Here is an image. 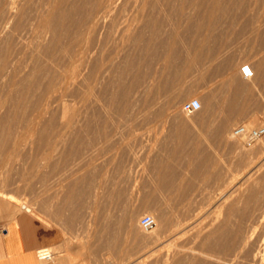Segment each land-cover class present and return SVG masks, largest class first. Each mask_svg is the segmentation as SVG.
Masks as SVG:
<instances>
[{"label": "rangeland", "instance_id": "rangeland-1", "mask_svg": "<svg viewBox=\"0 0 264 264\" xmlns=\"http://www.w3.org/2000/svg\"><path fill=\"white\" fill-rule=\"evenodd\" d=\"M14 1L0 0V47H3L0 48V223L15 215L26 216L31 226L43 232L40 237L47 246L39 250L40 255H51V259L65 255L73 259L74 264H214V261L217 264L218 255H224L214 250L213 254H216L212 255V251L204 249L206 243L202 237L189 242L186 234L180 238L182 241H172L169 235L171 228L163 223L182 212L187 215L189 213V217H198L196 232L202 228L205 232L216 228L217 221L227 213L233 201L231 198L237 195L233 198L235 200L239 197L228 184L230 179L239 178L248 164L255 160L258 163L263 155L264 136L246 146L243 139L235 137L232 131L238 125L247 129L264 125V0H141V3L137 0L138 8L136 5L129 6L128 0H105L103 5V0H17L15 7L18 6V10L16 8L14 15L9 17L6 11ZM83 1L93 2V5L89 2L84 5ZM120 2L124 3H121L123 6H120ZM106 5H117L120 10L117 8L119 13L113 10L111 16L116 18L112 16L109 23L104 24L101 16H104ZM100 8L104 11L101 12ZM75 10L80 13L76 15ZM85 10L88 16L84 14ZM59 11L62 14L66 12L63 16ZM69 11L67 22L64 17H67ZM51 16H59L56 17L58 23L55 26L59 25L54 29L57 31L53 30L54 33L43 29V20ZM111 19L118 22H112ZM123 19L124 22H121ZM125 21L128 24L123 34L113 31L121 23L125 24ZM100 22L103 26L99 25ZM10 24L13 26L10 27ZM62 26L64 29H61ZM81 29H84L83 34L81 32L78 35L77 30ZM34 33L36 38H33L36 36ZM96 33L100 35L96 36ZM50 36L51 39L48 38ZM76 40L80 41L77 43ZM22 44L28 45V49H23ZM33 44H36V48L32 47ZM48 44H52L51 50L46 48L50 47ZM82 46L86 47L83 49ZM43 50L45 53H42ZM55 50H60L61 54ZM170 50L174 51V54L171 53L173 55ZM27 53L31 55L28 57ZM64 63L67 64L66 68ZM242 63L254 67L252 78L243 79L239 76L238 67ZM94 65H97L96 69ZM99 77L104 79L100 81ZM70 81L74 85L68 86ZM121 86L127 91L125 94H122ZM112 88L115 89L111 91ZM77 90H82L81 95ZM58 94L60 99L56 103L51 98ZM235 97L237 100L232 99ZM190 98H197L202 109L186 116L180 110V104ZM177 101L178 114L173 115L172 110ZM158 103L162 110L157 107ZM64 104L67 109H73L75 114L82 111L80 118L71 124L64 123L60 119L61 106ZM221 126L226 128L220 136L217 132ZM174 147L182 150L180 158L175 160L169 157ZM254 156L257 159L252 160ZM165 163L171 164L174 173L169 172L170 177L166 174L162 178ZM180 209L183 211L180 212ZM142 215H149L154 220L152 227L146 231L138 226V219ZM159 215L166 218L162 221ZM149 232L156 236L154 243L148 241ZM189 247L196 250H192L193 254L187 257L182 254V250ZM194 253L196 255L192 256ZM243 260L244 263L248 262Z\"/></svg>", "mask_w": 264, "mask_h": 264}, {"label": "bare ground", "instance_id": "bare-ground-1", "mask_svg": "<svg viewBox=\"0 0 264 264\" xmlns=\"http://www.w3.org/2000/svg\"><path fill=\"white\" fill-rule=\"evenodd\" d=\"M3 1V0H2ZM6 1V0H5ZM19 1V0H18ZM25 1V0H24ZM59 1V0H58ZM77 1H79V0H77ZM87 1V0H86ZM92 1V0H91ZM105 0H103V3H102V5L105 3L104 2ZM113 1V0H112ZM140 1V2H139ZM151 1V0H150ZM165 1V0H164ZM163 1V2H164ZM175 1V0H174ZM182 1V0H181ZM212 1V0H211ZM10 2H11V0H10ZM9 2V3H10ZM17 2V0L16 1H14V2H12L11 3V6L7 9V15L10 17V16H12V15H14V13H15V11H17L18 10V6L17 7H15L16 6V3ZM20 2H21V0H20ZM82 2V1H81ZM89 3H90V1H88ZM88 2H85L84 3V1H83V3H84V5L86 4L87 5V3ZM95 2H97V1H95ZM101 2V1H100ZM138 2L139 3H141V0H138ZM138 2H137V0H128V2L127 3H129L130 5L129 6H131V7H133V6H135L136 4L139 6V4H138ZM157 2V1H156ZM161 2V1H160ZM176 2V1H175ZM180 2V1H179ZM215 2V1H214ZM7 3V2H6ZM9 3H8V6H9ZM19 3V2H18ZM50 3H52L51 1H50ZM109 3V2H108ZM117 3V2H116ZM121 3L122 2H120V6H123V5H121ZM153 3V2H152ZM158 3H159V1H158ZM40 4V3H39ZM60 5H61V3H59ZM82 4V3H81ZM91 4V3H90ZM96 4V3H95ZM106 4H107V2H106ZM119 4V3H118ZM117 4V5H118ZM122 4H124V3H122ZM142 4H143V1H142ZM141 4V5H142ZM154 4H155V2H154ZM177 4V3H176ZM185 4H186V2H185ZM238 4V3H237ZM244 4V3H243ZM2 5V4H1ZM25 5H27V4H25ZM24 5V6H25ZM68 5H70V4H68ZM83 5V4H82ZM91 5H93V2H92V4ZM112 6V5H106L105 6V11H104V9L101 11V8H100V11L101 12H103L104 11V16H101V20H102V23H109V20H110V17H115L114 15H112L111 16V14H112V12H113V10H116L117 11V13H119V8H118V6ZM128 5V4H127ZM137 5L135 6L136 8H138L137 7ZM145 5V4H144ZM150 5V4H149ZM157 5V4H156ZM222 5V4H221ZM220 5V6H221ZM58 6V5H57ZM63 6V5H62ZM80 6V5H79ZM79 6H77V8L79 7ZM99 6H100V4H99ZM151 6V5H150ZM50 7H51V5H50ZM60 7V6H59ZM64 8H65V6H63ZM70 7V6H69ZM69 7H67V8H69ZM75 7V6H74ZM85 7V6H84ZM98 7V6H97ZM103 7V6H102ZM128 7V6H127ZM130 7V8H131ZM141 7H143V6H141ZM145 7V6H144ZM148 7V6H147ZM159 7V6H158ZM164 7V6H163ZM179 7V6H178ZM17 8V10H15ZM66 8V9H67ZM71 8L72 7H70L69 8V10H71ZM80 8V7H79ZM96 8V7H95ZM117 8L119 9V10H117ZM125 8V7H124ZM135 8V9H136ZM140 8V7H139ZM153 8H155V7H153ZM172 8V7H171ZM176 8V7H175ZM241 8V7H240ZM38 9V7L36 8V10ZM43 9V8H42ZM48 9H50V8H48ZM47 9V10H48ZM63 9V8H62ZM74 9V8H73ZM134 9V8H133ZM142 9V8H141ZM162 8H160V10H161ZM178 9V8H177ZM39 10H41V8L39 9ZM38 10V11H39ZM59 10H61L60 8H59ZM64 10V9H63ZM80 10H82V8L80 9ZM89 10V9H88ZM142 10H144V9H142ZM154 11H156V8L155 9H153ZM158 10H159V8H158ZM158 10H157V12H158ZM24 11V10H23ZM55 11H56V9H55ZM62 11V10H61ZM76 11V10H75ZM83 11V10H82ZM86 11V10H85ZM99 11V12H100ZM130 11H131V9H130ZM148 11V10H147ZM151 11V10H150ZM168 11V10H167ZM171 11H173V8H172V10ZM170 11V12H171ZM175 11V10H174ZM219 11V10H218ZM224 11V10H223ZM5 11H4V14L6 13ZM27 12H29V11H27ZM48 12V11H47ZM60 12V11H59ZM66 12V11H65ZM65 12H63V14L65 13ZM77 12V14L76 15H78L79 13H80V11L78 10V11H76ZM93 12V13H92ZM91 13L92 14H94V11H92ZM98 12V11H97ZM121 12V11H120ZM124 13L126 12V10L125 11H123ZM128 12V11H127ZM135 12V11H134ZM140 12V11H139ZM169 12V13H170ZM176 12H177V10H176ZM182 12V11H181ZM212 12H213V10H212ZM20 13V12H19ZM30 13V12H29ZM28 13V14H29ZM39 13H40V11H39ZM44 13V12H43ZM61 13V12H60ZM88 12L86 11V13L84 12V14L85 15H87L88 16V14H87ZM115 13V12H114ZM130 13H132V12H130ZM138 12H136V14H137ZM141 13V12H140ZM139 13V14H140ZM147 13V12H146ZM159 13V12H158ZM167 13V12H166ZM171 13H173V12H171ZM178 13H179V11H178ZM226 13V12H225ZM33 14V13H32ZM31 14V15H32ZM50 14V13H49ZM49 14H48V16H49ZM54 14V13H53ZM52 14V15H53ZM62 13H61V15H63ZM69 14H70V11H69V13H68V15H67V13H66V15H67V17H64V18H66V19H64V20H68L67 18L69 17ZM83 14V13H82ZM89 14H90V12H89ZM96 14V13H95ZM99 14V13H98ZM101 14V13H100ZM128 14H129V12H128ZM144 14V13H143ZM150 14V13H149ZM148 14V15H149ZM152 14H154V12L152 13ZM155 14H156V12H155ZM3 15V14H2ZM23 15V14H22ZM30 15V14H29ZM47 15V14H46ZM55 15V14H54ZM65 15V16H66ZM72 15H75V14H72ZM85 15H83V16H85ZM116 15V14H115ZM170 15V14H169ZM207 15V14H206ZM211 15V14H210ZM213 15V14H212ZM16 16H17V14H16ZM64 16V15H63ZM82 16V15H81ZM90 16V15H89ZM97 16V19H98V15H96ZM100 16V15H99ZM118 16V15H117ZM135 16V15H134ZM145 16V15H144ZM149 16H151V15H149ZM167 16V15H166ZM177 16V15H176ZM217 16V15H216ZM8 17V18H9ZM23 17H25L24 15H23ZM46 17V16H45ZM57 17V16H56ZM55 17V18H56ZM123 17V16H122ZM121 17V18H122ZM155 17V16H154ZM161 17V16H160ZM181 17V16H180ZM180 17H179V19H180ZM14 18H15V16H14ZM13 18V19H14ZM17 18V17H16ZM15 18V19H16ZM26 18V17H25ZM39 18V17H38ZM53 16H51L50 18H45L44 20H43V29L45 30V29H47L49 32H53V30L56 28V27H58V25L57 26H55V24L56 23H58V22H56L57 21V18H59V16L55 19ZM70 18H72V17H70ZM85 18V17H84ZM100 18V17H99ZM116 18V17H115ZM125 18V17H124ZM131 18H133L132 16H131ZM145 18V17H144ZM151 18V17H150ZM176 18V17H175ZM11 19V18H10ZM12 19V20H13ZM32 19V18H31ZM31 19H29V20H31ZM81 19V18H80ZM96 19V20H97ZM136 19V18H135ZM163 19V18H162ZM174 19V18H173ZM6 20V19H5ZM8 20V19H7ZM77 20H79V18H77ZM90 20V19H89ZM115 20V19H114ZM127 20H128V18H127ZM134 20V19H133ZM141 21L143 20V19H140ZM147 20V19H146ZM152 20V19H151ZM155 20V19H154ZM156 20H157V18H156ZM160 20V19H159ZM158 20V21H159ZM22 21H24V19L22 20ZM27 21V20H26ZM33 21H34V19H33ZM59 21V20H58ZM65 21V22H66ZM72 20H69V22H71ZM111 21H112V19H111ZM110 21V22H111ZM118 21H120V18H119V20ZM117 21V22H118ZM131 21V20H130ZM134 21H136V20H134ZM133 21V22H134ZM161 21V20H160ZM166 21V20H165ZM28 22V21H27ZM27 22H26V24H27ZM41 22V21H40ZM61 21H59V23H60ZM68 22V21H67ZM75 22V21H74ZM78 21H76V23H77ZM79 22H81V21H79ZM84 22V21H83ZM82 22V23H83ZM86 22V21H85ZM112 22H116V20L115 21H112ZM116 22V23H117ZM121 22H124V19H123V21H121ZM132 22V21H131ZM148 22V21H147ZM150 22V21H149ZM1 23V22H0ZM72 23H73V21H72ZM72 23L70 24V25H72ZM87 23V22H86ZM85 23V24H86ZM89 23V22H88ZM101 23V22H100ZM99 24L100 26H103V24ZM126 21H125V24L124 23H121L119 26H117V28H115V29H117V30H113V31H118L119 33V35H120V33L121 34H123L124 32H125V30H126ZM152 23V22H151ZM155 23V22H154ZM30 24V23H29ZM61 24V23H60ZM68 24V23H67ZM81 24V23H80ZM84 24V26H86ZM90 24V23H89ZM92 24V23H91ZM128 24V23H127ZM141 24H144V23H141ZM32 25V24H31ZM63 25V24H62ZM77 25V24H76ZM93 25V24H92ZM91 25V26H92ZM98 25V26H99ZM112 25V24H111ZM130 25V24H129ZM149 25H151V24H149ZM13 26V25H12ZM11 26V24H10V27H12ZM27 26V25H26ZM63 26H65L66 27V25H63ZM63 26H62V28L61 29H64L63 28ZM68 26V25H67ZM80 25H78V28L80 29V27H79ZM96 25H94V27H95ZM99 26V27H100ZM131 26V25H130ZM141 26V25H140ZM147 26V25H146ZM152 26V25H151ZM151 26H149V27H151ZM34 27V26H33ZM32 27V28H33ZM41 27V26H40ZM61 27V26H60ZM69 27V26H68ZM88 27V26H87ZM105 27V26H104ZM155 27V26H154ZM159 27V26H158ZM18 28V27H17ZM82 28H84V27H82ZM98 28V27H97ZM109 28H111L110 26H109ZM114 28V27H113ZM133 28V27H132ZM138 28V27H137ZM160 28V27H159ZM1 29V28H0ZM5 29V28H4ZM11 29V28H10ZM19 29V28H18ZM28 29V28H27ZM43 29H42V31H43ZM70 29H72V28H70ZM86 29V28H85ZM99 29V28H98ZM108 29V28H107ZM112 29V28H111ZM150 29H152V27L150 28ZM12 30H14V29H12ZM69 30V29H68ZM84 30V29H83ZM82 29L81 30H77L78 32V35H79V33L81 34V32L83 31ZM106 30V28L104 29V31ZM130 30H131V28H130ZM133 30V29H132ZM132 30H131V32H132ZM137 30V29H136ZM155 30V29H154ZM5 31V30H4ZM3 31V32H4ZM27 31H29V30H27ZM40 31V30H39ZM38 31V32H39ZM46 31V30H45ZM54 31H57V29L56 30H54ZM80 31V32H79ZM100 32H101V28H100V30H99ZM103 31V32H104ZM109 31V30H108ZM157 31V30H156ZM156 31H154V33L155 34H157L156 33ZM162 31V30H161ZM2 32V31H1ZM32 32V31H31ZM35 32V31H34ZM48 32V33H49ZM51 32V33H52ZM61 32H63V31H61ZM71 32V31H70ZM69 32V33H70ZM85 32H86V30H85ZM90 32H92V31H90ZM130 32V31H129ZM135 32V31H134ZM8 33V32H7ZM36 33V32H35ZM34 33V34H35ZM40 33L42 34V32L40 31ZM39 33V34H40ZM46 33V32H45ZM54 33V32H53ZM57 33V32H56ZM55 33V34H56ZM68 33V34H69ZM109 33H110V31H109ZM115 33V32H114ZM114 33H112V34H114ZM141 33V32H140ZM145 33V32H144ZM151 33V32H150ZM38 34V33H37ZM82 34H83V32H82ZM87 34V33H86ZM89 34V33H88ZM99 34V33H98ZM97 33H96V36L98 35ZM102 34V33H101ZM105 34H107V33H105ZM132 34H133V32H132ZM131 34V35H132ZM135 34H137V33H135ZM143 34V33H142ZM148 34V33H147ZM4 35V34H3ZM6 35V34H5ZM26 35H27V33H26ZM36 35V34H35ZM35 35H33V36H35ZM47 35V34H46ZM90 35H91V33H90ZM100 35V34H99ZM128 35V34H127ZM145 35V34H144ZM144 35H143V37H144ZM149 35V34H148ZM151 35V34H150ZM152 35H154L153 33H152ZM157 35H159V34H157ZM41 36V35H40ZM66 36V35H65ZM81 36V35H80ZM79 36V37H80ZM103 36H104V34H103ZM103 36H102V38H103ZM124 36V35H123ZM141 36V35H140ZM154 36H156V35H154ZM160 36V35H159ZM7 37V36H6ZM9 37H11V36H9ZM18 37V36H17ZM37 37V35L35 36V37H33V38H36ZM39 37V36H38ZM71 37V36H70ZM83 37H84V35H83ZM82 37V38H83ZM86 37V36H85ZM105 37H107V36H105ZM116 37H117V34H116ZM131 37V36H130ZM147 37H150V36H147ZM153 37V36H152ZM44 38V37H43ZM48 38H50L51 39V36L50 37H48ZM47 38V39H48ZM59 38V37H58ZM90 38V37H89ZM98 38V37H97ZM101 38V37H100ZM101 38V39H102ZM114 38V37H113ZM124 38V37H123ZM154 38H156V37H154ZM159 37L157 36V39H158ZM40 39V38H39ZM56 39V38H55ZM75 39V38H74ZM78 39V38H77ZM81 41H82V39L81 38H79ZM84 39V38H83ZM92 39V38H91ZM91 39H90V41H91ZM94 39H95V37H94ZM3 40V39H2ZM18 40V39H17ZM26 40H28V39H26ZM25 40V41H26ZM42 40V39H41ZM60 40V39H59ZM64 40V39H63ZM79 40V41H80ZM86 40V39H85ZM106 40V39H105ZM124 40V39H123ZM179 40V39H178ZM10 41V40H9ZM8 41V42H9ZM37 41V40H36ZM36 41H35V43H36ZM50 41V40H49ZM62 41V40H61ZM75 41V40H74ZM78 40H76V42H77ZM78 41V42H79ZM103 41H104V38H103ZM131 40H129V42H130ZM177 43L179 42V41H177V40H175ZM6 42V41H5ZM30 42V41H29ZM42 42V41H41ZM56 42V41H55ZM77 42V43H78ZM15 43V42H14ZM22 42H20V44H21ZM24 43V42H23ZM28 43V42H27ZM54 43V42H53ZM59 43V42H58ZM58 43H56V44H58ZM61 43V42H60ZM109 43V42H108ZM114 43V42H113ZM30 44V43H29ZM50 44V43H49ZM48 44V45H49ZM80 44V43H79ZM81 44H82V42H81ZM84 44V43H83ZM85 44H86V42H85ZM103 44V43H102ZM112 44V43H111ZM115 44V43H114ZM173 44V43H172ZM176 44V43H175ZM18 45V44H17ZM34 45V44H33ZM32 45V47L34 48L35 46H36V44L33 46ZM39 45V44H38ZM68 45H70V44H68ZM94 45V44H93ZM31 46V45H30ZM29 46V47H30ZM43 46H44V44H43ZM50 46V45H49ZM57 46V45H56ZM59 46V45H58ZM57 46V47H58ZM63 46V45H62ZM65 46V45H64ZM67 46V45H66ZM125 46V45H124ZM172 46V45H171ZM21 47L24 49V48H26V49H28L27 47H28V45H25V44H22L21 45ZM51 47H52V44H51V46L50 47H48V46H46V48H48V49H50L51 50ZM71 47V46H70ZM83 47V46H82ZM86 47V46H85ZM85 47H83V49L85 48ZM112 47H114V45L112 46ZM170 47V46H169ZM173 47V46H172ZM1 49L3 48V47H0ZM7 48V47H6ZM36 48V47H35ZM37 48H38V46H37ZM41 48V47H40ZM79 48V47H78ZM96 48V47H95ZM111 48V47H110ZM0 49V50H1ZM4 49H5V47H4ZM23 49H22V51H23ZM43 49V48H42ZM47 49V50H48ZM89 49V48H88ZM104 49V48H103ZM106 49V48H105ZM122 49H123V47H122ZM121 49V50H122ZM169 49V48H168ZM38 50V49H37ZM67 50V49H66ZM75 50V49H74ZM92 50V49H91ZM102 50V49H101ZM108 50V49H107ZM178 50V49H177ZM177 50H175V52L177 51ZM196 50V49H195ZM16 51H18V49L16 50ZM29 51V50H28ZM39 51V50H38ZM49 51V50H48ZM53 51V50H52ZM56 52L58 51V50H55ZM60 51V50H59ZM59 51H58V53H59ZM84 51V50H83ZM95 51V50H94ZM97 51H98V49H97ZM96 51V52H97ZM106 51V50H105ZM109 51V50H108ZM107 51V52H108ZM116 51V50H115ZM144 51H145V48H144ZM173 51V50H172ZM30 52V51H29ZM32 52H34V51H32ZM36 52V51H35ZM40 52V51H39ZM47 52V51H46ZM51 52V51H50ZM49 52V53H50ZM55 52V53H56ZM64 52H66V51H64ZM76 52H77V50H76ZM79 52V51H78ZM82 52V51H81ZM86 52H87V50H86ZM86 52H85V54H86ZM99 52V51H98ZM114 52V51H113ZM112 52V53H113ZM120 52V51H119ZM206 52V51H205ZM2 53H3V50H2ZM10 53V52H9ZM42 53H45V51L43 50L42 51ZM58 53H56V54H58ZM72 54H73V52H71ZM100 53V52H99ZM171 53H173L174 54V51L173 52H171V50H170V54ZM207 53V52H206ZM52 54H54V53H52ZM60 54H61V51H60ZM69 54H70V50H69ZM77 54V53H76ZM81 54V53H80ZM84 54V55H85ZM87 54H90V53H88L87 52ZM92 54V53H91ZM109 54H111V53H109ZM126 54V53H125ZM173 54H171V55H173ZM203 54V53H202ZM6 55H7V53H6ZM5 55V56H6ZM23 55V54H22ZM27 55H28V57L31 55V54H28L27 53ZM39 55V54H38ZM44 55V54H43ZM48 56H49V54H47ZM51 55V54H50ZM59 55V54H58ZM83 55V54H82ZM92 55H94V54H92ZM104 55V54H103ZM107 55V54H106ZM116 55V54H115ZM170 55V56H171ZM11 56V55H10ZM14 56V55H13ZM24 56H25V54H24ZM69 56V55H68ZM76 56V55H75ZM88 56V55H87ZM174 56H177V55H174ZM173 56V57H174ZM18 57V56H17ZM43 57V56H42ZM51 57V56H50ZM53 57V56H52ZM61 57V56H60ZM71 57V56H70ZM73 57V56H72ZM77 57H78V55H77ZM76 57V58H77ZM89 57V56H88ZM94 57V56H93ZM95 57H97V56H95ZM102 57V56H101ZM104 57H105V55H104ZM108 57V56H107ZM116 57V56H115ZM167 57H169V55H167ZM204 57V56H203ZM6 58V57H5ZM48 58V57H47ZM59 58V57H58ZM63 58H65V57H63ZM75 58V57H74ZM75 58V59H76ZM90 58V57H89ZM112 58H114V57H112ZM119 58V57H118ZM172 60H173V58L172 57H170ZM1 59H3V56H2V58ZM24 59V58H23ZM40 59V58H39ZM52 59V58H51ZM65 59H67V57L65 58ZM77 59H79V60H81L80 58H77ZM93 59H95V58H93ZM92 59V60H93ZM98 59V58H97ZM116 59V58H115ZM166 59V58H165ZM165 59H164V61H165ZM5 60V59H4ZM13 60V59H12ZM25 60V59H24ZM23 60V61H24ZM35 60V59H34ZM46 60H48V59H46ZM53 60H54V58H53ZM52 60V61H53ZM100 60V59H99ZM114 60V59H113ZM117 60V59H116ZM147 60V59H146ZM145 60V61H146ZM167 60H170V59H167ZM11 61V60H10ZM28 61V60H27ZM32 61V60H31ZM30 61V62H31ZM36 61V60H35ZM43 61H44V59H43ZM58 60H57V58H56V61L55 62H57ZM63 61V60H62ZM70 61V60H69ZM76 61V60H75ZM83 62H84V60H82ZM81 61V62H82ZM119 61V60H118ZM141 61H142V59H141ZM144 61V60H143ZM171 61V60H170ZM12 62V61H11ZM42 62V61H41ZM61 61H59V63H60ZM80 62V61H79ZM78 62V63H79ZM80 62V63H81ZM91 62H93V61H91ZM97 62V61H96ZM104 62V61H103ZM148 62V61H147ZM146 62V63H147ZM151 62V61H150ZM34 63V62H33ZM48 63V62H47ZM51 63V62H50ZM94 63V62H93ZM93 63H92V65H93ZM130 63H132V62H130ZM141 63H143V62H141ZM56 64V63H55ZM63 64V63H62ZM75 64L77 65V63L75 62ZM95 64V63H94ZM100 64V63H99ZM115 64H117V63H115ZM121 64V63H120ZM126 64V63H125ZM164 64H166V62H164ZM167 64H169V61H168V63ZM166 64V65H167ZM47 65V64H46ZM50 65V64H49ZM64 65H65V63H64ZM70 65V64H69ZM84 65H86V64H84ZM135 65V64H134ZM133 64H132V66H134ZM175 65V64H174ZM250 65V64H249ZM44 66H45V64H44ZM66 66H67V64L65 65V68H66ZM72 66V65H71ZM73 66H74V64H73ZM89 66V65H88ZM104 66V65H103ZM120 66V65H119ZM127 66H128V64H127ZM251 66V65H250ZM8 67V66H7ZM19 66H17V69H19L18 68ZM27 67V66H26ZM75 67V66H74ZM74 67H73V69H74ZM94 67H95V65H94ZM107 67H109V66H107ZM160 67V66H159ZM20 68H21V66H20ZM30 68V67H29ZM41 68H42V66H41ZM64 68V67H63ZM68 68V67H67ZM70 68V67H69ZM72 68V67H71ZM80 68V67H79ZM85 68V67H84ZM88 68V67H87ZM97 68V65H96V67H95V69ZM103 68V67H102ZM106 68V67H105ZM111 68V67H110ZM136 68V67H135ZM134 68V69H135ZM138 68V67H137ZM251 68H252V70H253V76H254V73H255V70L253 69L254 67H252L251 66ZM2 69H3V67H2ZM5 69H7L8 70V68H5ZM14 69V68H13ZM35 69V68H34ZM52 69V68H51ZM50 69V70H51ZM55 69V68H54ZM61 69H62V67H61ZM60 69V70H61ZM75 69H77V68H75ZM83 69V68H82ZM93 69V68H92ZM129 69H130V65H129ZM129 69H127L128 71H130ZM1 70V69H0ZM36 70V69H35ZM49 70V68L47 69V71ZM58 70V69H57ZM90 70V69H89ZM88 70V71H89ZM104 70V69H103ZM109 70V69H108ZM117 70V69H116ZM120 70V69H119ZM118 70V71H119ZM16 71H18V70H16ZM20 71V70H19ZM67 71V70H66ZM71 71V70H70ZM76 70H72V72H75ZM87 71V70H86ZM93 71V70H92ZM96 71V70H95ZM95 71H93V72H95ZM102 71V70H101ZM133 71H135V70H133ZM139 71V70H138ZM2 72V71H1ZM0 72V73H1ZM21 72H22V70H21ZM27 72V71H26ZM29 72V71H28ZM27 72V73H28ZM68 72V71H67ZM80 73H81V71H79ZM99 72V71H98ZM114 72V71H113ZM120 72H122V71H120ZM124 72V71H123ZM172 72V71H171ZM26 73V74H27ZM30 73V72H29ZM66 73V72H65ZM64 73V74H65ZM80 73H79V75H80ZM90 73H92L91 71H90ZM129 73V72H128ZM134 73V72H133ZM132 73V74H133ZM138 73V72H137ZM3 74H5V73H3ZM22 74H23V72H22ZM50 74V73H49ZM71 74V73H70ZM74 74V73H73ZM86 74H89L88 72L86 73ZM101 74H102V72H101ZM23 75H25V72H24V74ZM28 75V74H27ZM26 75V76H27ZM31 75V74H30ZM33 75V74H32ZM72 75V74H71ZM90 75V74H89ZM103 75V74H102ZM74 76V75H73ZM87 76V75H86ZM91 76H92V74H91ZM99 76H100V74H99ZM104 76V75H103ZM113 76H115V75H113ZM252 76V77H253ZM31 77V76H30ZM36 77V76H35ZM61 77V76H60ZM63 77V76H62ZM67 77V76H66ZM84 77V76H83ZM82 77V78H83ZM98 77V76H97ZM101 77V76H100ZM99 77V78H100ZM110 77V76H109ZM251 77V78H252ZM15 78V77H14ZM21 78V77H20ZM29 78V77H28ZM52 78V77H51ZM69 79H70V77H68ZM73 78V77H72ZM85 78V77H84ZM84 78H83V80H84ZM86 78H88V77H86ZM24 79V78H23ZM26 79V78H25ZM36 79V78H35ZM79 79V78H78ZM95 79V78H94ZM101 79V78H100ZM102 79H104V78H102ZM102 79L100 80V81H102ZM9 80V79H8ZM67 80V79H66ZM72 81H73V79H71ZM75 80V79H74ZM91 80V79H90ZM120 80H122V79H120ZM35 81V80H34ZM84 81H86V80H84ZM83 81V82H84ZM88 81V80H87ZM96 81V80H95ZM99 81V80H98ZM99 81V82H100ZM109 81V80H108ZM58 82V81H57ZM65 82V81H64ZM89 82V81H88ZM87 82V83H88ZM97 82V81H96ZM123 82V81H122ZM59 83V82H58ZM58 83L56 84V86L58 85ZM81 83V82H80ZM91 83V82H90ZM116 83V82H115ZM33 84H34V82H33ZM97 84H99L98 82H97ZM96 84V85H97ZM113 83H111V85H112ZM118 84H120V82L118 83ZM5 85V84H4ZM10 85V84H9ZM36 85V84H35ZM62 85V84H61ZM65 85H66V83L64 84V87H65ZM68 86H72V85H74V82H71L70 81V83L69 84H67ZM84 85H85V83H84ZM89 85V84H88ZM2 86H3V83H2ZM11 86V85H10ZM16 86V85H15ZM34 86V85H33ZM53 86V85H52ZM78 86V85H77ZM91 86V85H90ZM87 87V85L85 86V88ZM114 87H115V85H114ZM118 87H119V85H118ZM14 88V87H13ZM25 88V87H24ZM23 88V89H24ZM59 88V87H58ZM93 88H94V86H93ZM98 88V87H97ZM121 88L123 89V87L121 86ZM11 89V88H10ZM18 89V88H17ZM16 89V90H17ZM20 89V88H19ZM26 89H28V87L26 88ZM64 89V88H63ZM72 89V88H71ZM73 89H74V87H73ZM83 89V88H82ZM115 89V88H114ZM113 88H112V90L111 91H113L114 90ZM127 89V88H126ZM7 90V89H6ZM22 90V89H21ZM61 90V89H60ZM117 90V89H116ZM124 90V89H123ZM122 90V92H124V93H122L121 91H119V92H121L122 94H125V92H127V91H123ZM136 90V89H135ZM58 91V90H57ZM66 91V90H65ZM164 91H165V89H164ZM50 92H52V90L50 91ZM77 92H78V90H77ZM81 92H82V90H81ZM81 92H78V93H80V95H81ZM89 92V91H88ZM88 92H87V94H88ZM92 92V91H91ZM90 92V93H91ZM119 92H117V93H119ZM4 93V92H3ZM55 93V92H54ZM84 93H85V91H84ZM112 93V92H111ZM129 93V92H128ZM130 93H132V92H130ZM59 94H61V93H59ZM54 95L51 99H53V101H56V103L58 102L57 100H59L60 99V95ZM110 94V93H109ZM115 94V93H114ZM8 95V94H7ZM16 95V94H15ZM64 95V94H63ZM68 95H70V94H68ZM79 95V96H80ZM130 95V94H129ZM132 95V94H131ZM6 96V95H5ZM48 96H49V93H48ZM71 96V95H70ZM78 96V95H77ZM82 96H83V94H82ZM85 96V95H84ZM109 96V95H108ZM107 96V97H108ZM110 96H111V94H110ZM113 96V95H112ZM172 96V95H171ZM50 97V96H49ZM62 97V96H61ZM74 97V96H73ZM86 97V96H85ZM124 98L126 97V96H123ZM64 98V97H63ZM80 98H81V96H80ZM128 98H130V97H128ZM128 98H126L127 100H129ZM77 99V98H76ZM82 99V98H81ZM80 99V100H81ZM123 99V98H122ZM86 100V99H85ZM89 100V99H88ZM113 100V99H112ZM184 100V99H183ZM13 101V100H12ZM48 101V100H47ZM70 101V100H69ZM118 101V100H117ZM130 101V100H129ZM181 101V100H180ZM65 102V101H64ZM123 102V101H122ZM132 102V101H131ZM52 103V102H51ZM55 103V102H54ZM53 103V104H54ZM84 103V102H83ZM82 103V104H83ZM109 103H110V101H109ZM113 102H111V104H112ZM118 103V102H117ZM119 103H121V102H119ZM149 103V102H148ZM175 103H177V105L175 106V108L172 110V114L173 115H177L178 114V110H177V107H178V104H179V102L177 101V102H175ZM200 103V102H199ZM226 103V102H225ZM59 104V103H58ZM128 104V103H127ZM130 104V103H129ZM147 104V103H146ZM159 104V103H158ZM157 104V105H158ZM163 104V103H162ZM174 104V103H173ZM203 104V103H202ZM230 104V103H229ZM15 105V104H14ZM86 105V104H85ZM96 105V104H95ZM114 105V104H113ZM120 105V104H119ZM125 105V104H124ZM131 105H133V104H131ZM131 105H129V106H131ZM137 105H138V103H137ZM136 105V106H137ZM157 105H155V107L157 106ZM164 105V104H163ZM223 105H225V104H223ZM65 106H67V105H62L61 106V110H62V116H61V118L60 119H62V121L64 122V123H72L75 119H79L80 118V113L82 112H80L79 114H75V112H74V110L73 109H67ZM74 106V105H73ZM73 106H72V108H73ZM76 106V105H75ZM77 106H78V104H77ZM115 106V105H114ZM114 106H111V107H114ZM117 106H118V104H117ZM143 106H145V105H143ZM148 106H149V104H148ZM147 105H146V107H145V109H146V111H147V107H148ZM151 106V105H150ZM149 106V107H150ZM160 106V104L157 106V107H159ZM165 106H166V104H165ZM165 106H163V107H165ZM173 106V105H172ZM210 107L212 106V103H211V105H209ZM58 107V106H57ZM79 107V106H78ZM84 107H86V106H84ZM110 107V108H111ZM122 107V106H121ZM135 107V106H134ZM138 107V106H137ZM136 107V108H137ZM162 107V106H161ZM161 107H159L160 109H161ZM171 107V106H170ZM237 107V106H236ZM59 108V107H58ZM69 108H71L70 107V105H69ZM117 108V107H116ZM115 108V109H116ZM130 108V107H129ZM144 108V107H143ZM143 108H141V109H143ZM166 108V107H165ZM206 108V107H205ZM229 108V107H228ZM11 109V108H10ZM20 109V108H19ZM77 109V108H76ZM80 109V108H79ZM112 109V108H111ZM135 109V108H134ZM145 109L143 110V111H145ZM152 109V108H151ZM200 109H202V106H201V103H200V106H199V109L198 110H200ZM12 110V109H11ZM108 110V109H107ZM133 110V109H132ZM136 110V109H135ZM135 110H134V112H135ZM154 110V109H153ZM162 110V109H161ZM111 111V110H110ZM115 111H117V110H115ZM124 112H125V110H123ZM140 111V110H139ZM142 110H141V112H143ZM149 111V110H148ZM171 111V110H170ZM48 112V111H47ZM113 112V111H112ZM128 112V111H127ZM127 112H125V113H127ZM130 112V111H129ZM150 112V111H149ZM169 112V111H168ZM227 112V111H226ZM28 113V112H27ZM44 113H46V112H44ZM85 113H86V111H85ZM133 113V112H132ZM138 113H140V112H138ZM144 113V112H143ZM143 113H141V114H143ZM148 113V112H147ZM146 113V114H147ZM152 113H154V111H152ZM160 113V112H159ZM167 113V112H166ZM170 113V112H169ZM5 114V113H4ZM47 114V113H46ZM55 114V113H54ZM82 114V113H81ZM105 114H107V113H105ZM110 114H112V113H110ZM114 114V113H113ZM136 114V113H135ZM145 114V113H144ZM157 114V113H156ZM160 114H162V113H160ZM171 114V115H172ZM184 114H186V113H184ZM7 115V114H6ZM17 115V114H16ZM57 115V114H56ZM87 115V114H86ZM121 115V114H120ZM139 115V114H138ZM190 114H186V116H189ZM233 115V114H232ZM235 115V114H234ZM36 116H38V115H36ZM82 116H84V115H82ZM81 116V117H82ZM102 116V115H101ZM137 116V115H136ZM136 116H134V118H136ZM145 116V115H144ZM150 116V115H149ZM158 116H159V114H158ZM162 116V115H161ZM164 116V115H163ZM34 117V116H33ZM52 117V116H51ZM85 117V116H84ZM87 117H90V116H87ZM126 117V116H125ZM127 117H128V115H127ZM148 117V116H147ZM154 118H155V116H153ZM165 117V116H164ZM222 117V116H221ZM46 118H49V117H47L46 116ZM56 119L58 118L57 116L55 117ZM83 118V117H82ZM132 118V117H131ZM146 118V117H145ZM145 118H143L144 120H145ZM150 118V117H149ZM157 118V117H156ZM159 118H161L160 116H159ZM189 118V117H188ZM231 118H232V116H231ZM12 119V118H11ZM84 119V118H83ZM137 119V118H136ZM135 119V120H136ZM147 119V118H146ZM151 119H152V116H151ZM82 120V119H81ZM86 120H88V119H86ZM107 120V119H106ZM140 120V118H138V121ZM143 120V121H144ZM61 121V122H62ZM88 121H90V119L88 120ZM92 121V120H91ZM94 121V120H93ZM141 121H142V119H141ZM170 121V120H169ZM40 122V121H39ZM76 122V121H75ZM136 122H137V120H136ZM140 122V121H139ZM42 123V122H41ZM146 123V122H145ZM211 123V122H210ZM219 123V122H218ZM76 124V123H75ZM93 124V123H92ZM104 124V123H103ZM78 125V124H77ZM88 125V124H87ZM90 125V124H89ZM94 125V124H93ZM96 125V124H95ZM110 125V124H109ZM67 126H69V125H67ZM71 126V125H70ZM187 126V125H186ZM205 126H206V123H205ZM216 126V125H215ZM219 126V125H218ZM66 127V126H65ZM182 127V126H181ZM188 127V126H187ZM242 127H244V126H242ZM71 128V127H70ZM81 128V127H80ZM91 128V127H90ZM179 128V127H178ZM185 128V127H184ZM216 128H218V127H216ZM225 128H226V126H221L219 129H218V132L217 133H219V135L221 136L222 135V133L225 131ZM245 128V127H244ZM72 129V128H71ZM74 129V128H73ZM174 129V128H173ZM189 129V128H188ZM246 130H247V128H245ZM55 130V129H54ZM75 130V129H74ZM73 130V131H74ZM82 130H84V129H82ZM92 130V129H91ZM190 130V129H189ZM69 131V130H68ZM72 131V132H73ZM87 131V130H86ZM171 131V130H170ZM47 132V131H46ZM65 132V131H64ZM70 132V131H69ZM79 132H80V130H79ZM78 132V133H79ZM82 132V131H81ZM84 132V131H83ZM184 132H186V131H184ZM75 133V132H74ZM77 133V134H78ZM183 133V132H182ZM186 133H188V132H186ZM186 133H184L183 134V137H184V135L186 134ZM80 134V133H79ZM216 134V133H215ZM86 135V134H85ZM210 135V134H209ZM51 136V135H50ZM71 136V135H70ZM262 136H264V134L262 135ZM236 137V136H235ZM79 138V137H78ZM180 138V137H179ZM229 138V137H228ZM239 138V137H238ZM260 138V137H259ZM258 138V139H259ZM63 139V138H62ZM226 139V138H225ZM242 139V138H241ZM82 140H84L83 138H82ZM257 140V139H256ZM255 140V141H256ZM60 142V141H59ZM170 142V141H169ZM180 143V142H179ZM264 144V143H263ZM187 145V144H186ZM74 147V146H73ZM75 147H77V146H75ZM162 150V149H161ZM244 150V149H243ZM170 152V151H169ZM181 152H182V150H180L179 151V148H175L174 147V149L171 151V153H170V155H169V157L171 158V159H173V160H175V159H178V158H180V156H181ZM193 152V151H192ZM242 153V152H241ZM261 154H262V152H260ZM182 156H183V154H182ZM186 156V155H185ZM262 157H261V159H259V161H258V163H256V160H255V162H251L250 164H248L249 162H247V164H248V167H246L243 171H241L242 173L240 174V177L238 178V177H232V179H230V182L228 183L229 185H230V187L232 188V190H233V193L235 192V194H238L239 195V197L237 198V199H233V198H235V197H237V195L235 196V197H233V198H231L233 201L231 202V204L229 205V207H228V211H227V213H226V211H225V213L226 214H224V217H223V214L221 215L223 218L221 219V220H219V222L217 221V223H218V225H216V223H215V225H216V228H214L212 231L210 230L209 232L208 231H206L205 232V230L202 228V229H199V230H197V232L196 231H194L195 230V228H196V226H197V220H198V217H196V216H192V217H189L190 215H189V213H188V215L187 214H185V213H183V214H181L182 212L181 211H183V209H184V211H186L185 210V208H183L182 210L180 209V214L178 213V214H176L175 215V217H173V218H170V219H168L165 223H163V224H167V225H169V227L171 228V234H169V235H171V237H172V241H178L182 236H184V235H188V241L189 242H193V241H195L197 238L199 239V238H203V240L205 241V243H206V247H203L204 249L205 248H208V250L211 252L212 250H214L216 253H219V254H223L224 256L222 257V256H220V255H218V261H217V264H245V263H248V264H264V152H263V155H261ZM184 157V156H183ZM156 158V157H155ZM254 159H257V157L255 158V156H254V158H252V160H254ZM157 160V159H156ZM249 160H250V157H249ZM248 160V161H249ZM185 161V160H184ZM192 162V161H191ZM160 163V162H159ZM239 163V162H238ZM242 163V162H241ZM261 163V164H260ZM243 164V163H242ZM247 164H245V165H247ZM260 164V165H259ZM161 165V164H160ZM192 166V165H191ZM154 167V166H153ZM156 168V167H155ZM163 168H164V174H162L163 176H162V178H164V176L167 174H170L171 172H172V174L174 173L173 172V168H172V166H171V164H166L165 163V165L163 166ZM173 169V170H172ZM170 172V173H169ZM240 172V171H239ZM236 173V172H235ZM238 173V172H237ZM232 174V173H231ZM169 176V175H168ZM166 177V176H165ZM170 177V176H169ZM230 178V177H229ZM84 179V178H83ZM228 179V178H227ZM72 180H74V179H72ZM169 180V179H168ZM225 180V179H224ZM167 181V180H166ZM174 181V180H173ZM229 181V180H228ZM165 182V181H164ZM80 183V182H79ZM166 183H168L169 184V182H166ZM226 183H227V180H226ZM82 184V183H81ZM227 184V185H228ZM83 185V184H82ZM172 185V184H171ZM171 185H170V187H171ZM165 186L167 187V184H165ZM69 190V189H68ZM231 190V189H230ZM231 190V191H232ZM83 191H84V189H83ZM80 192V191H79ZM77 193V192H76ZM75 193V194H76ZM227 193V192H226ZM81 194V193H80ZM229 194H231L230 192H229ZM5 195V194H4ZM3 195V192H2V196H4ZM76 195H78V194H76ZM91 195V194H90ZM225 195V194H224ZM233 195V194H232ZM7 196V195H6ZM227 197V196H226ZM17 199V198H16ZM116 199V198H115ZM189 199V198H188ZM230 199V200H231ZM9 200H11V199H9ZM13 200H14V198H13ZM12 200V201H13ZM39 200V199H38ZM114 200V199H113ZM185 200V199H184ZM193 200V199H192ZM224 200V199H223ZM89 201V200H88ZM83 202V201H82ZM183 202V201H182ZM187 202V201H186ZM224 202V201H223ZM223 202H221V203H223ZM118 203V202H117ZM195 203V202H194ZM194 203H192V205L194 204ZM220 203V202H219ZM81 204V203H80ZM97 205V204H96ZM177 205V204H176ZM225 205V204H224ZM81 206V205H80ZM187 206H188V204H187ZM186 206V207H187ZM193 206H195V204L193 205ZM122 207V206H121ZM24 208H26V206H24ZM175 208V207H174ZM200 208V207H199ZM226 208H227V205H226ZM225 207H224V210H227ZM76 209V208H75ZM190 209H192V208H190ZM189 209V210H190ZM194 209V208H193ZM192 209V210H193ZM28 211H29V209H27ZM26 210V211H27ZM191 210V211H192ZM223 210V211H224ZM195 211V210H194ZM221 211V210H220ZM71 212V211H70ZM177 212H178V210H177ZM177 212H175V213H177ZM190 212V211H189ZM195 213H196V211H195ZM200 213V212H199ZM221 213V212H220ZM122 214V213H121ZM204 214V213H203ZM125 215V214H124ZM164 215V214H163ZM193 215H194V213H193ZM197 215V214H196ZM166 216V215H165ZM218 216V215H217ZM120 217V216H119ZM159 218H161V220L163 221V218L159 215L158 216ZM220 217V216H219ZM116 218V217H115ZM154 218V217H153ZM166 218V217H165ZM164 218V219H165ZM218 218V217H217ZM133 219V218H132ZM215 219H216V217H215ZM111 220H113V219H111ZM218 220V219H217ZM133 221V220H132ZM154 221V220H153ZM161 221V222H162ZM208 221V220H207ZM124 223H125V221H124ZM128 223V222H127ZM134 223V222H133ZM198 223H199V221H198ZM131 224V223H130ZM200 224V223H199ZM204 224V223H203ZM211 224H213V223H211ZM107 226V225H106ZM130 226H132V225H130ZM130 226H128V227H130ZM134 227V226H133ZM207 227H208V225H207ZM113 228V227H112ZM126 228H127V224H126ZM115 229V228H114ZM113 229V230H114ZM166 229H167V227H166ZM205 229H206V227H205ZM203 230V231H202ZM194 231V232H193ZM192 232L194 233V234H192ZM208 232V233H207ZM112 233V232H111ZM150 234H148V236L147 235H145V236H147V238H148V241H151L152 243H154L155 241H156V236L154 235V234H152L151 232H149ZM186 237V236H185ZM184 237V238H185ZM115 238V237H114ZM187 238V237H186ZM181 240V239H180ZM185 240V239H184ZM171 241V242H172ZM182 241V240H181ZM186 242H187V239L185 240ZM199 241V240H198ZM186 242H184V243H186ZM200 242V241H199ZM199 242H197V243H199ZM179 243H180V241H179ZM182 243V242H181ZM200 243H202V241L200 242ZM151 244V243H150ZM201 245V244H200ZM204 246V245H203ZM182 248V247H181ZM184 248V247H183ZM186 248V247H185ZM201 248V247H200ZM192 250H194V249H192V248H188V249H185V250H182L183 251V253L182 254H184V255H186L187 257H190L191 256V254H193V252H192ZM196 250V249H195ZM194 250V251H195ZM202 250V249H201ZM179 251V250H178ZM178 251H176V252H178ZM39 252V251H38ZM198 252V251H197ZM201 252V251H200ZM199 252V253H200ZM205 251H203L202 253H204ZM178 253H181V252H178ZM201 253V254H202ZM216 253H214V254H216ZM40 254V253H39ZM213 254V251H212V255H214ZM176 255V254H175ZM190 255V256H189ZM196 255V253H194V255H192V256H195ZM200 255V254H199ZM204 255V254H203ZM207 255V258H208V254H206ZM205 255V256H206ZM211 255V254H210ZM44 256H46V255H44ZM50 256V255H49ZM205 256L203 257V258H205ZM173 257H175L174 255H173ZM181 257V256H180ZM184 258H185V256H183ZM201 257V256H200ZM212 257V256H211ZM196 258V257H195ZM210 258V257H209ZM215 258H216V256H215ZM171 259H173V258H171ZM206 259V258H205ZM216 259V260H217ZM243 259H246L248 262H243V261H245V260H243ZM201 260V259H200ZM210 260V259H209ZM212 260H213V258H212ZM211 260V261H212ZM48 261V260H47ZM214 261V260H213ZM208 262V261H207ZM216 262L214 261V264H215Z\"/></svg>", "mask_w": 264, "mask_h": 264}, {"label": "crops", "instance_id": "crops-1", "mask_svg": "<svg viewBox=\"0 0 264 264\" xmlns=\"http://www.w3.org/2000/svg\"><path fill=\"white\" fill-rule=\"evenodd\" d=\"M232 99L237 100L236 97ZM26 224L29 220L20 215L0 223V264H74V260L65 255L48 261L39 259L36 249L39 251L47 246L40 237L43 232Z\"/></svg>", "mask_w": 264, "mask_h": 264}, {"label": "built area", "instance_id": "built-area-1", "mask_svg": "<svg viewBox=\"0 0 264 264\" xmlns=\"http://www.w3.org/2000/svg\"><path fill=\"white\" fill-rule=\"evenodd\" d=\"M238 73H239V76L243 79H249L253 76V70L248 63L240 64L238 67ZM199 106H200V103L197 98H190V99L183 101L180 104V110L183 113L192 114L193 112L199 109ZM232 134L236 137L242 138L243 143L246 146H249L251 143H253V141H255L256 139H258L264 134V125H260L258 127L247 129V130L244 127L238 125L233 128ZM152 225H153V220L149 215H142L138 219V226L144 231L150 229ZM36 255L39 259H42V260L51 259V255L50 256L47 254L46 256L40 255L38 252V249H36Z\"/></svg>", "mask_w": 264, "mask_h": 264}]
</instances>
